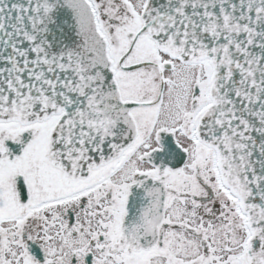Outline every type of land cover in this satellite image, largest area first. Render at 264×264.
Instances as JSON below:
<instances>
[{
  "label": "snow or ice",
  "instance_id": "6c2138e0",
  "mask_svg": "<svg viewBox=\"0 0 264 264\" xmlns=\"http://www.w3.org/2000/svg\"><path fill=\"white\" fill-rule=\"evenodd\" d=\"M0 264H264V0H0Z\"/></svg>",
  "mask_w": 264,
  "mask_h": 264
}]
</instances>
